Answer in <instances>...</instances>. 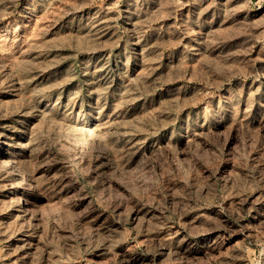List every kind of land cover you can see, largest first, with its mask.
I'll return each mask as SVG.
<instances>
[{
    "label": "rangeland",
    "instance_id": "rangeland-1",
    "mask_svg": "<svg viewBox=\"0 0 264 264\" xmlns=\"http://www.w3.org/2000/svg\"><path fill=\"white\" fill-rule=\"evenodd\" d=\"M0 264H264V0H0Z\"/></svg>",
    "mask_w": 264,
    "mask_h": 264
},
{
    "label": "bare ground",
    "instance_id": "bare-ground-1",
    "mask_svg": "<svg viewBox=\"0 0 264 264\" xmlns=\"http://www.w3.org/2000/svg\"><path fill=\"white\" fill-rule=\"evenodd\" d=\"M72 133V132H71ZM72 136V135H71ZM84 137H87V138H90V137H92V132H89L88 134H85L84 135ZM4 162H10V159H8V158H5L4 159ZM15 197H16V199H19L20 200V195H19V193L17 192L16 194H15ZM21 205V204H20Z\"/></svg>",
    "mask_w": 264,
    "mask_h": 264
}]
</instances>
